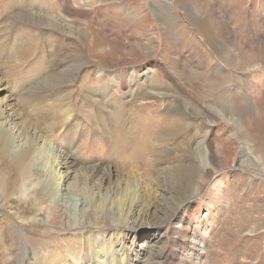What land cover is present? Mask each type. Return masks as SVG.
I'll list each match as a JSON object with an SVG mask.
<instances>
[{
    "label": "rangeland",
    "instance_id": "obj_1",
    "mask_svg": "<svg viewBox=\"0 0 264 264\" xmlns=\"http://www.w3.org/2000/svg\"><path fill=\"white\" fill-rule=\"evenodd\" d=\"M89 1L0 0V46H10L11 49L16 50L14 42L16 41L17 44L19 41L21 46L23 38L26 39L23 41L26 42L23 47L26 48V53L22 54V59L17 60L15 56L11 60V70L18 74L10 75L4 69L1 70L3 76H17L20 86L22 85L21 88L12 92L13 98L25 88H30L37 80L58 73L63 68L62 62L67 59V54L72 48L70 44L72 38L67 36V32L59 33L60 37H58L55 35L58 32L46 31L29 20V14L36 12L35 9H39V6L43 4L58 14L67 24L87 30L89 38L92 39L93 52L89 55L88 52L85 54L87 67L82 69V78L71 90L74 92L75 107L78 110L81 106L95 100L89 91L93 88L91 78L97 74V67L100 68L101 65L107 67L109 62H118L123 59H126L124 64L111 66L105 72L128 77L131 71H135L139 79H135L133 75L129 78L130 84L127 87L118 85V80H114L113 85L104 84V87L106 85L107 89L110 88L108 98L113 104L115 101L121 102L122 95L131 93L133 88L130 86L134 87L138 84L137 87L144 90V97L136 105L147 104L140 108V115L142 112L150 114L148 117L152 123L157 118L158 120L166 118V113H169V110L178 103L174 97L159 98L156 96L158 92L170 90L171 93H179L176 84L181 83L186 86L190 96L202 106L208 110L216 108L219 110L216 111L217 113L224 115L233 111L242 112L247 106L254 107L258 103L263 106L260 99L264 98V92H259L264 91V57H262L264 49L258 43L264 42V0H104V2L100 0L93 7L90 4L87 5ZM115 4L118 6L113 11ZM68 8L72 14L66 12ZM186 9L198 12V19L200 18L198 24L190 20ZM115 12H121V14L116 16ZM113 17L118 18L115 20ZM225 21L229 24L231 34L233 33L232 39L235 42V48L231 50L234 54L231 63L240 66L239 69L225 62L226 59L223 58L225 53L223 38L226 36L223 23ZM6 25L10 26L8 30L4 29ZM3 31L6 33L4 34ZM27 34H34L36 37L33 40ZM84 40L83 38L80 42L84 44L85 49L88 41ZM137 42L147 44L151 50H131L130 48H133ZM103 47L108 49L104 55L98 52V49ZM19 50L20 48L17 52ZM238 52L250 54L244 56V62L240 61L237 64L235 62L238 59ZM6 58L0 59V67ZM188 66L192 70L199 69L197 73H190V75L189 71L192 70L188 69ZM155 74L161 77V79L158 77L161 83L159 88H156L157 85L154 83L150 87L146 84V79L149 78L151 83V80L156 77ZM223 77L226 81L216 88L218 91L206 85L210 81H218ZM240 83L242 86H238ZM150 92L151 95L148 96ZM220 92L227 93L229 96L226 99L223 96L219 97ZM229 120L228 115L221 120L212 121L206 114L201 116L189 114L188 122L184 120L187 122V125L184 123L188 131L179 134L180 138L178 136L162 138V142H158L157 155L149 156L152 162L149 167H136L124 157L112 155L111 146L102 138L104 132L98 133L100 138L97 142L91 141L81 134V129L74 124L75 122L57 136V140L53 143L67 145L72 141L78 166L87 167L103 163L104 166L130 173L132 183L142 187L141 192L145 190L141 196L146 194L150 197L152 194L150 188L159 170L168 168L172 170L182 161L183 164L187 163L186 154H173L167 159H161V154L187 142L190 147H193L201 142L208 143L210 140H215L217 145H221L223 156L232 158L238 154L239 161L231 166L220 163L217 168L213 167V177L208 180L203 192L191 201V212H195L196 216L201 218L204 226L202 229L207 231L205 241L208 248H211L208 264H264V168H257L252 161L246 162L244 158L247 157L243 155V147L249 145L248 155L253 151V155L250 154L251 157H261L264 162V132L254 130L251 121L246 119L244 125L252 133L244 136L237 122L233 123ZM87 131L89 133L92 129ZM223 140L226 141L223 142ZM153 158L156 159L153 160ZM150 172H155L156 175ZM170 193L175 198L180 195L174 190ZM32 203L33 200L26 197L22 200L14 199L7 204L0 203V226L3 229L5 227L10 229L5 234L6 237H3V247L8 250L12 246L8 256L0 250V264H41V260L45 261L47 254V251L43 250L42 242L48 241L51 236L57 239L64 237L62 239L70 241L69 237H72L74 238L72 241H79L76 244L79 248L75 249L72 258H61L62 262L59 260V263L63 264H87L97 251L101 252L97 258L108 261L110 264H147L146 258L156 253L160 254L161 259H172L177 262V258L168 254L171 248L161 252L158 245L155 246L153 255L145 254L144 257H139L138 252L149 242H154L153 239H149L151 232L145 234L143 228L136 229L121 224V219L117 215L118 210L116 213L110 211L105 215L91 216L87 213L80 217L78 214L74 218L77 217L80 222H77L74 228L67 230L60 227L55 219L35 214L34 211L28 212L29 207H33ZM47 203L48 201H45L43 204L46 206ZM166 203L169 206L174 204L173 201ZM33 217L37 220L34 224L29 225L21 221ZM90 222L93 225H88ZM155 222L158 223L154 226L155 236L158 237L161 234L160 238L164 242H170L177 235L185 236L190 232V225H181L175 217ZM25 231L29 233L31 239H39L32 244V248L29 241L24 238ZM144 234L146 236H143ZM75 236H80L79 240H76ZM133 236L137 238L136 241ZM88 239L91 240L90 243ZM81 247L84 249L81 250ZM142 252L144 251L140 253ZM47 260L48 258L45 264H49Z\"/></svg>",
    "mask_w": 264,
    "mask_h": 264
},
{
    "label": "bare ground",
    "instance_id": "obj_2",
    "mask_svg": "<svg viewBox=\"0 0 264 264\" xmlns=\"http://www.w3.org/2000/svg\"><path fill=\"white\" fill-rule=\"evenodd\" d=\"M98 2L100 0H90L87 5L90 4L93 7ZM117 6L115 4L112 10L115 11ZM39 7V9H35L37 10L36 12L28 13L29 17H27L29 20L46 31L52 30L58 32L55 33L58 37H60L59 33L64 34V32H67V36H71L72 38V43H70L72 48L67 54V59L62 62L63 68L58 73L37 80L34 85L28 89L25 88L22 92L20 91L21 93L13 98L11 96L12 92L21 88L22 85L20 86L17 76H3L1 70L4 69L10 75L15 73L11 70V60L15 56L19 60L23 56L22 54L26 53V48H23L26 45V42L23 41L26 39L23 38L21 46H19V41L17 44L16 41L14 42L16 50L11 49L10 46H0V59L7 57L0 67V203L7 204L14 199L22 200L25 197L30 198L33 200V207L30 206L27 210L28 212L33 213L34 211L35 214H42L50 219H55L60 224V227L67 230L74 228V226H77V222H80L77 217L74 218L78 214L80 217L87 213L91 216L93 214L105 215L110 211L116 213L118 210L117 215L121 219V224L136 229L143 228L145 229V234L151 232L149 239H153L154 242H149L145 248H142L141 251L143 250L144 252L140 253L141 251H139V257H144L145 254L153 255L155 246L158 245L161 252L171 248L168 254L173 258H177V262L172 259H161L160 254L156 253L150 258H146L147 264H208L211 248H208V244L205 241L207 231L202 229L204 226L203 221L200 220L201 218L199 219L195 212H191V201L203 192L208 180L213 177V167L217 168L220 163L227 166L236 164L239 161L238 154L232 158L223 156L221 145H217L215 140H210L208 143L201 142L195 144L193 147H190L189 142L180 144L168 150L165 154H161L160 158L167 159V157L173 154L181 153L183 155L186 154V157L193 161H189L186 158L187 163L183 164L182 161L181 164L178 163L172 170L170 168H168L169 170H159L158 176H154L153 185L150 188L152 194L150 193L151 196L149 197L146 194V196H141V193H144L143 191L145 190L141 192L142 187L132 183L130 173H125L124 170L111 166H104L103 163H96L87 167L78 166L72 141L67 145L60 144L59 141H57L59 144L55 145L53 142L57 140V136L66 131L67 127L72 126V122H75L74 124L81 129V134L84 137H88L91 141L97 142L100 138L98 133L104 132L102 138L111 146L112 155L119 156L120 158L124 157L126 161H129L136 167H149L152 163L149 160V156L153 155L155 157L157 155L158 142H162V138L169 136L177 137L179 134L188 131L185 123L187 125L189 114L196 116L206 114L212 121L221 120L228 115L233 123L237 122L244 136L252 133L244 125L246 119H249L254 130L263 133L264 98L260 99L263 106H260V103H258L254 107L247 106L242 112L233 111V113L228 112V114L224 115L223 113H217L216 111L219 110L216 108L208 110L190 96L185 85H181L182 83L180 85L176 84L179 93H171L169 90V92H158L156 96L162 99L174 97L178 100L177 105L170 109L169 113H166L167 117L164 119L158 120L157 118L154 121L151 116L154 121L152 123L148 117L150 114L147 115V113L143 114L144 112H142V115H140V108L142 109L147 104L136 105L144 97V90L142 91L141 88L137 87L138 84L134 87L130 86V88H133L131 89V93L122 95V101H115V105L108 98L110 88L107 89L108 86L106 87L105 85L104 87V84L113 85L115 84L113 81L118 80V85L127 87L130 84L129 78L137 74L135 71H131L129 76L125 77L121 74L113 75L105 72L111 66L124 64L126 59H123L118 62H109V66L107 67L105 65H101L100 68L97 67V74L91 78L93 88L89 91L95 97V100L88 101L87 105L81 106L78 110L75 107L74 92L71 90L82 78V69L87 67L85 54L88 52L89 55L93 52L92 39L89 38L87 30L67 24L58 14H55L43 4ZM120 11H122V8H120ZM186 11V14L191 18L190 20L198 24L200 21V18L198 19V12L193 9H186ZM66 12L72 14L69 8ZM115 14L117 16L121 12H115ZM113 18L117 20L118 17ZM113 18L110 19L113 20ZM226 22L223 23L226 29V36L223 38L225 44L223 46L225 50L223 58L227 60L225 62L230 64L231 58L234 55L231 50L235 48V42L232 39L233 33L231 34L232 31L229 29V24ZM9 27L6 25L4 29L8 30ZM27 35L33 40L36 37L34 34ZM83 38L85 39L84 41H88L85 49L83 48L84 44L80 42ZM258 44L264 49V42H259ZM230 45L231 47H229ZM19 48L20 50L17 52ZM130 49L134 51L151 50V48L147 47V44L141 42H137ZM107 50V48L103 47L98 49V52L104 55L107 53ZM249 54V52H238V59L235 63L244 62V56ZM262 57H264V52L262 53ZM132 62H136V60H132ZM233 67L240 68L238 65H233ZM188 69H190L189 66ZM198 69H190L192 71H189V74L197 73ZM184 70H186V66H184ZM15 74L18 73L16 72ZM155 75L156 77L151 80V83L149 78H147L146 84L150 87L154 83L157 85L156 88H159L161 83L158 77L160 76ZM134 78L139 79V76L135 75ZM224 81H226V78L223 77L218 81H210L206 85L214 88L215 91L217 90L216 88L224 84ZM238 86H242L241 83ZM77 91L79 92V90ZM221 92L219 97L223 96L226 99L229 96L227 93ZM263 92V90H260L259 93ZM150 95L151 92L148 96ZM209 128L212 127L209 126ZM87 129H92V131L88 133ZM225 141L223 140V142ZM98 144H101V142H98ZM248 146L243 147V155L247 157L244 160L246 162L252 161V164L257 166V168H264V162L261 157H251L253 151L250 153L251 155H248ZM150 173L153 175L155 172ZM173 190L180 195L176 196V198L173 197L170 193ZM191 196L193 197L190 198ZM45 201H48L46 206L43 204ZM169 201H173L174 204L169 206L166 203ZM35 217L21 221L29 225L34 224L37 222ZM174 217L181 225H190V232L185 236L177 235L170 242H164L160 238L161 234L158 237L155 236L154 226L158 224L155 221L161 219L169 220ZM88 225L93 224L90 222ZM8 231H10L8 227L3 229L0 226V250L4 251L7 256L10 254L12 246L8 250L3 247V237H6L5 234ZM28 234L25 231V236L24 234L23 236L25 240L29 241V245L32 248V244L39 239H31ZM145 234L143 236H146ZM58 238L51 236L48 241L42 242L43 250L47 251V254L45 261L41 260V264L43 262L45 264L47 258V263L58 264L59 260L62 262L61 258H72L75 249L79 248L78 245L76 247L79 241H72L74 239L72 237H69L71 241L62 239L64 237ZM79 238L80 236H77L75 239L79 240ZM134 238L136 241L137 238ZM140 238L142 237L140 236ZM91 240L88 239L89 243ZM83 249L81 247V250ZM91 251L94 253L93 249ZM100 253V251L94 253V257L87 264H110L108 261L97 258ZM138 253L136 252L137 255ZM24 259L22 260L24 261ZM7 260L9 261L10 259L8 258ZM61 262L59 264H63Z\"/></svg>",
    "mask_w": 264,
    "mask_h": 264
}]
</instances>
